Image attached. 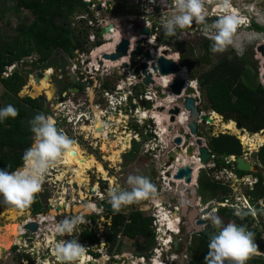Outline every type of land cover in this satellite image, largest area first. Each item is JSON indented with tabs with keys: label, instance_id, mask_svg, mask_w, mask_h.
Here are the masks:
<instances>
[{
	"label": "rangeland",
	"instance_id": "374dc122",
	"mask_svg": "<svg viewBox=\"0 0 264 264\" xmlns=\"http://www.w3.org/2000/svg\"><path fill=\"white\" fill-rule=\"evenodd\" d=\"M94 2L95 4H97L96 0ZM156 2L149 5L148 0H146V8H149V7L151 8L150 13L146 12V24L149 25V34L146 36V38L149 39V38H152L153 36L155 37L157 48L161 46L163 48L165 47V49H168L166 54H164L166 58L169 57L168 59H170V57H174L175 59L174 58L172 59L174 60L177 59L176 61L180 63L179 58L181 57V54H182L185 57H187L189 61L193 63L192 68L189 69L186 67V73L188 75L189 82L188 84H186V90L184 92L183 98H185L186 96H192V95L197 97V92H198L199 96H198V99L195 98V105H197L199 109L201 110L203 108L202 106L203 96L200 94L201 92L199 90L198 82L195 79H191L190 76L193 75L197 77L199 74H201L202 71L208 69V65L204 64L203 62L204 60L207 61L209 59L212 65L215 63L216 58L214 56V53L210 51V45L212 43L211 36L214 34V30H210V32L200 31L199 33V30L203 28V25L201 23H197L193 21V23L187 26L186 28L178 29L176 35L169 37L164 33L163 24L166 18L172 14V7H173L172 0H169L168 8H165L163 5H161L160 0H156ZM111 3H113V6L116 11V15L114 17L116 20L126 17L128 13L132 10L130 6L127 7V3L123 2V0H120L119 2H113V1L107 0L105 4L111 6ZM219 3H220V0H210V1L204 0V6L206 9L205 18H210L208 23H205V24L210 26L215 21L214 19L215 16L210 17V15L212 14L213 15L214 14L224 15V14H220V13H223V10H221L218 7ZM230 3H231V7L234 8V11H232V13L234 14L235 11H238L239 13L245 12V14L247 15V18L250 19L249 21L250 24H248V22L245 21L244 22L245 24H243L242 27H238L236 31V35L234 37V44L230 45L224 52L218 53V54L220 56L229 55L231 57L235 56L236 58H238L240 61H242L245 64L247 71L249 72L248 74L250 78L253 80V83L257 82L261 85H264V80H262L261 78V76L264 74V70L261 68L262 61H264V58L261 56V53L257 51V48L260 45L264 46L263 44V41H264V0H230ZM136 7L139 8V6H136ZM215 7L216 9L214 13L213 10ZM84 10H86L84 9V7L83 9L82 7H80L76 10V12L85 13ZM76 12L73 13V15L70 17V20L68 21L69 29H72V26H74V28L82 27V25L74 19ZM92 12H94L93 9H92ZM217 12H220V13H217ZM255 13H257V15ZM104 18L107 19L108 16L105 15ZM30 23H31V18L29 14L27 13V11L23 9H16L14 2L12 0H0V44L1 42L11 43L15 39V37H17L18 25L28 26ZM195 25H197L196 28L198 29L195 28ZM255 26L262 28V31H257L255 29ZM117 31L120 32L117 29H115L112 32L107 31V29L105 30V32L102 31V34L106 36V41H103L101 45L103 46L105 44L104 46H106V50H110L111 46H113V44L115 43L113 41V37L114 35L118 33ZM73 32L79 35L80 38H82L81 40V43H82L83 37L79 34V32L76 30H74ZM134 33L135 32L133 30H130V28L127 29V31L125 29L123 30V32H121V34L131 35L134 37V39H131L129 36L130 41H132L131 45H134L135 44L134 41H137V38ZM23 41L26 42L25 39H23ZM176 43L183 44V48L178 51H175ZM25 46H28V45H25ZM20 47L21 45H18V48ZM106 50H104L103 53H105ZM98 53H102L98 50V48L93 51L92 55L90 56V58H92V61H94L95 58L99 57L97 56ZM77 59H78V56L74 55V53L70 57V61L72 63L75 62ZM37 60H38V55L33 53L28 58H23L21 62H19L21 63V66L19 67V69L24 72L27 80H26L25 86H23L21 91L19 92L18 97L19 98L30 97L32 99H35L41 96L44 97L48 103L50 114L52 111L56 110L58 107L57 106L56 108L52 110L51 101L53 102L55 99L63 100L64 102H62V107H59V109L62 110L61 112H63L64 116H62L63 118H61L62 121L60 120V121L55 122L56 127L63 129L64 132L69 137L74 139L79 144L80 149H82L85 152V157L93 156L97 160V162L99 161V164L102 165L106 175L105 177H103L102 174L97 173L95 170V167H93L90 170L86 171L85 176L82 177V180L80 181L79 184L75 182L73 184H69L68 181H69V177L71 176V174L70 173L66 174L61 181L57 180L56 177L58 175V172H57L58 168L55 165L54 167H52L54 169V172L52 171V168H51L48 172H51L52 174L49 177H48V173L46 174L45 179L42 184V190L37 194V199L38 201L41 202L44 208L43 212L40 213L39 216L32 215L30 211L27 209H21L19 210V212H15L14 215L8 214L9 210H13V209L10 206H7L5 204H4L5 207L3 209L2 200H1L0 201V235L2 234V232H5V231L10 232V230L12 229V225L16 223V225L18 226V235L20 234V237H21L23 233H25L23 229H24L26 220H28L29 218L30 219L35 218V220H38V218L41 216L44 217V220L41 221V223H39L40 226L34 232V234H31V235L26 234L25 237L28 238L27 241H25L26 239L24 240L21 239L20 244H13L9 249L6 250L5 253H0V264H20V263L21 264H37L39 260L45 261L43 258L40 257L41 255L40 253H42L43 256L45 257L48 256L50 259H52L50 251H52L53 249V245H54L53 240L56 237L55 236L56 234L53 233L54 231L52 230L51 225L62 220L66 216H74L78 214H83V217L86 223L78 225L76 230L73 232L72 236L61 237L58 235L56 239V241L60 239L70 240L75 237L82 246L87 248L86 255L84 256L83 259H80V263H78L79 261H77V262H74V264H77V263L78 264H123V263H126L127 255L124 260H123L122 255L127 254V253L129 256H132V257L135 255L136 256L145 255L146 258H148L150 254L153 253V251L157 247L158 237L156 239V236L154 235L155 242L152 243L150 241L145 242L141 238H138L136 240H127L120 233H118L116 236L117 242L116 244H114L113 248H111V244L106 240L107 236L111 234L110 218L105 217V215L109 212V210H106L104 212L102 211L101 208L95 209V207L97 205H100L101 203H109L108 191L115 186H118L120 189L130 190L131 186L127 184V177L129 175H143V176H146L151 181L152 184L155 180L158 181L159 179V182H157L158 184H155V185L153 184L156 189L155 193L146 200H141L131 205L122 207L119 213L126 215L130 212V210L138 209L143 214V216L150 217L152 219L156 217V220L158 221V213H157L158 210H163L164 212L168 211L167 208L165 209L161 208V205L165 207L166 203L164 201H167L166 198L168 196H167V192L165 191V186L163 185L165 181L164 177L161 178V180L159 177L164 175L163 170H166V168L169 167L168 166L165 168L164 166L165 161H166L165 155L167 154L169 150H172L174 148L173 144L169 143V140L172 142L176 136L180 135V132L182 133L184 131L180 129L179 127H172V131L171 132L167 131L163 140L158 138V136L156 135L157 126H158V123L160 124L163 122L162 115L164 114V112L160 111L159 108L154 109L152 106L155 105L157 101L158 102L165 101V99H167L169 95L170 96L172 95L167 90L161 89L160 86L157 85L156 83H148L146 84V94L147 92H153L154 95L151 96L149 100H146V103H144L143 100H141L139 103L132 104L131 100L129 99L126 100V98H124L122 100L121 98L115 99L113 97H110L109 99H107L108 102L105 101V99L100 100L99 97H102L101 95L102 89H97L94 87L95 83H94L93 78H97L96 73H94L93 76L95 77L91 79L92 81L91 80L89 81V87H88L89 90H84V88H81L80 93L78 95V94L70 93L71 91L70 88H74V87H69L67 89V93L62 94L63 89H64L63 85H60V83L56 81L54 77H49L47 74H44L45 70L49 68V66L43 68L41 64H38ZM57 62H58L57 60L55 61L53 59L51 60V68H52L51 73L52 72L55 73L54 71H56L58 68L63 69L64 65L63 64L58 65ZM18 65H19L18 62H15L14 64L11 65V67H13L12 69L15 70ZM111 65L112 64H110V62H104L105 67L106 66L112 67ZM55 67L57 68L55 69ZM68 68H69L68 66H65L66 74H68V71H67ZM94 68L95 67L91 65V68H90L91 73L95 71ZM6 69L8 72L10 69L9 66L6 67ZM37 71L44 74V76L42 77V79H40V81H36L35 72ZM100 71H101V68H100ZM100 71H97V72H100ZM78 80H79V77L76 76V84L79 85L80 82ZM100 81L101 80L99 78L97 82H100ZM106 81L107 82L104 84L106 88H112V86H114V82L112 81L113 82L112 83L111 79H106ZM190 81L194 82L191 84V87L193 85L194 89L195 88L197 89V92H195L194 89H191L189 87ZM124 82H127V81H124ZM122 85L123 86L121 88L125 89L124 84ZM136 89L139 90L138 86H136L135 90ZM39 91L41 92L45 91L46 96L44 94L37 95L38 94L37 92ZM122 93L126 94V91L123 90ZM3 97H4V93L2 92V88L0 86V108H3L7 104V101H5ZM109 102L114 104V108H115L114 113H109L107 115V118L109 120H107V118H103V119L101 118L103 122L98 123V125L94 124V126L92 127L91 124L95 123L94 121H96L97 113L99 114V112H102L103 116H105L104 110H107V111H109V109L112 110V106ZM74 104L77 105V109H75L74 112H72L71 107L74 106ZM170 105L171 106L169 107V110L173 107L174 104L173 105L170 104ZM122 106H123L124 111L131 110V114L133 113L132 118L129 117V120H123V117L121 115H118L117 108L122 107ZM163 109H166V108H163ZM146 110L148 112L154 111V113H156L157 116L154 118H150V119L142 118V116L140 115H142V111H146ZM203 112L206 113L207 115L211 111H203ZM49 115H46V116H49ZM81 115H83V117H81ZM65 117L66 118L68 117L67 119L69 120V122L65 121ZM85 119H90V122L86 121ZM142 119L143 121L141 122H135L137 120H142ZM104 120H106V122H112V124L114 125L113 127L114 135L113 136L108 135L107 137H104L106 136V133H101V131L104 130V126H105ZM217 122L218 123H215V125H212V124L208 125L207 123H205V125H199L198 123L199 126L197 127L196 137L201 138L203 140V143L207 145L206 142L212 136H217L222 133L233 135L232 133H234L235 129H234V125L232 121H228L225 123L223 122L222 118H220L217 120ZM125 123H128V128L132 127L133 129V127L136 126L137 130H132L130 133L127 127H125L126 126ZM172 123H175V121H173ZM117 125L118 126L123 125L122 127H119L120 132L117 130ZM222 125H225L226 127L223 128ZM231 125H232V130L228 128ZM83 126L91 127V129L89 131L82 130ZM95 130H100V135L97 138H95V135H94ZM84 132L86 133V135ZM176 132H178V135L175 134ZM188 132H189V129H188ZM198 134L199 135L201 134L200 136L202 137H200ZM258 134L264 137L263 132H260ZM118 135L119 137H121V140H124L122 138L126 137V135H129L130 137L129 146L125 147L124 149H121V145H119L118 149L121 150V152L117 154V157H116L118 162L110 163L108 160H105V158L114 154L113 152L108 151V149L110 145L113 143V141L116 140ZM132 135L136 136L135 138L137 139V141L131 142ZM233 136H235L238 139L236 135H233ZM239 136L240 137L238 140L242 147L243 155L246 156V159L248 161L253 162L256 165V171L254 173L256 172L262 173V176L264 177V171H263L262 166L259 165L253 157V154L258 151V149L260 148V146H262L264 142L262 144H258L255 147V149L251 150L250 145L248 144L247 140H244V137H242L241 134H239ZM251 136H256V135H251ZM95 139L98 140L96 141L95 144L90 143L91 140H95ZM158 140L162 144L160 146L161 148L158 146ZM32 142H33V136H32ZM150 142H152V144ZM130 144H131V147H130ZM164 144H170V145L166 146ZM150 147L154 148V150L153 151L151 150V152L147 151ZM163 147H165V149L161 153H159L158 149L160 148L161 150ZM154 155L157 158H153ZM188 162L189 161L186 158V163ZM211 165H214V163L211 162L210 166H205L202 170L196 168V171L194 172L193 182L198 187V176L201 173L204 176H207L206 178H208L213 183L216 182V183H219L231 189L229 192H227V198L232 203H236L239 206L241 204H244L245 208L248 206L250 207L248 211L250 212L249 214V216L251 217L250 220L253 219V224L251 226V229H254L253 231L255 232L253 234L254 242L256 243L258 247L259 246L264 247V228L262 227V224H261L264 219H260L261 215L260 216L258 215V213L262 212L260 213L262 214L261 217H264V198L258 199L257 201L251 203L250 201L251 197L248 193L250 189L252 190L254 187V186L252 187L249 185H253V183L257 181V178L253 177L252 175L242 176L243 173L235 172L236 176L238 177V180H235V179L232 180L229 177L230 175L228 174V172H223L220 175L221 176L220 180L218 181L215 179L214 176L219 171H221L223 168L220 170H215L214 169L215 165L213 168L211 167ZM224 168H227V167H224ZM197 170H200V171H197ZM210 170H213V171L209 172ZM170 173H171V170H170ZM205 173H208V174H205ZM166 179L167 181H170V179H168L167 177ZM79 191H81V193L84 195L83 198H79V196H77ZM63 192L65 193L62 194ZM198 194L201 197L200 191L198 192ZM62 198L65 199L64 205H62V211H57L55 207L58 205H61L60 203L62 201ZM149 199L159 204V207H157L158 209H155V207L153 208L150 206V204L148 203ZM77 202H79L80 204H78ZM211 202L212 201L208 203H204V201L202 200L199 204L201 207L203 206L205 207ZM88 203L93 205V207H91L90 211L86 212L87 209H85L84 206ZM67 204L70 206V210L65 211ZM256 206L258 207V209L256 208ZM227 207L228 206L224 207L226 209V212L224 215H218L217 210L213 209L212 210L213 212H210L208 214V217H209L208 221L210 222V224H212L211 217L213 215L219 216L224 225L229 223L226 217V214H228L229 212L234 213L236 209L232 207L230 208L229 207L227 208ZM26 211H28L29 214L26 213ZM53 211L55 212V216L52 217V222L48 220L49 221V224H48L46 223L47 215L51 214V212ZM19 213L20 215L18 217ZM167 213L168 215L172 217L171 213L169 212ZM185 222L186 221L182 219L179 222L177 228L181 232V233L179 232L181 240L184 241L187 239V243H189L191 241L192 233H187L188 231L186 227L187 224ZM47 224L49 225L50 229L47 228ZM158 226H160L159 221L157 222L156 226H153L152 221H151V228H152L153 234L155 233V229L158 228ZM212 226H213V229L216 228L214 224H212ZM117 227L120 228L121 226L118 225ZM20 228L22 229V233H20ZM84 229H86L88 232L94 233L98 242L95 244H91V245L88 244L87 242H82L81 231ZM165 230L171 232L166 227H164L160 231L163 232ZM218 231H219V228H216V232ZM48 232H51L52 237L54 234V237L53 238L51 237L52 239L51 244L50 242L49 244L45 242L48 240L47 239ZM36 234H37V237L41 236L42 234L43 236H41L40 238H37L35 237ZM160 236L162 237L160 238ZM160 236L159 238L161 240V243H163V240H164V243L161 244L162 245L161 247L167 249L168 241L170 240V238H168V236L164 237L163 234H161ZM10 238H11V241L13 242L14 241L13 239H15L16 236L10 235ZM176 238H178V236L173 238L172 242H174V240H177ZM24 242L29 246L28 250L22 246ZM36 242L42 243L43 249L45 248L44 246H46L45 249L47 252L46 251L41 252L42 250H39L38 248H36L35 246ZM185 246H186V242H182L178 244V246H176L175 248H173L172 244H170L171 250L169 253L175 252L176 261L179 259H182L183 264H191L190 253L183 252ZM98 250L100 252L104 251L101 253L102 257L100 254L98 257L93 255V254L98 253L99 252ZM259 250L260 249H258V251ZM90 252H92L93 254H91ZM112 253L113 254L117 253L118 259L116 261H112V260L109 262L105 261L107 259V255H111ZM260 253L250 256V258L246 261V264L251 263L256 259H261V258L264 259V250L261 249ZM17 254L28 255L30 259L29 260L25 258L21 259L19 257L21 260L17 258L19 260L17 262L15 259ZM48 264L50 263L48 262Z\"/></svg>",
	"mask_w": 264,
	"mask_h": 264
},
{
	"label": "trees",
	"instance_id": "16d2710c",
	"mask_svg": "<svg viewBox=\"0 0 264 264\" xmlns=\"http://www.w3.org/2000/svg\"><path fill=\"white\" fill-rule=\"evenodd\" d=\"M12 1L16 9L27 11L31 18V23L28 26L18 25L17 37L11 43L1 42L0 44V86L4 93L3 98L7 101L6 105L11 104L17 109L15 118L8 117L0 123V169L8 171H12L21 165L22 154L32 143L33 134L30 131L29 121L38 113L49 115L50 110L46 99L42 96L35 99L30 97L19 98L18 94L26 84V75L19 68H16L7 78H3L1 75L6 72L5 65L11 66L15 62H21L23 58H28L35 53L38 55V64L45 68L51 65L52 54L56 50H61L71 57L70 49L75 50L79 47L82 38L73 32V28L69 29L68 21L78 8L83 7L81 0ZM209 19L204 23H208ZM214 19L216 20L217 18L214 17ZM196 27L197 25H195ZM255 29L262 31V28L258 26H255ZM200 31L204 32L203 28L199 30V33ZM101 44L102 42L96 46ZM18 45H21V47L18 48ZM182 48L183 44H175V51ZM214 56L216 59L213 65L209 59L207 61L204 60L203 62L208 65V69L202 71L197 77L190 76L191 79H195L198 82L200 94L203 96L202 109L215 112L221 116L225 123L232 121L236 128V131L232 134L236 135L238 139L241 132H246L249 135L264 133V85L257 82L253 83L245 64L235 56H220L218 53H214ZM179 60L181 67L192 68L193 63L184 55L181 54ZM37 93V95H40L41 91ZM133 130H137V127L134 126ZM233 135L219 134L210 137L207 141V146L214 156L215 170L231 167L224 162V158L243 155L239 140ZM244 157L246 158V156ZM253 157L264 171V143L253 154ZM212 171L210 170L209 172ZM234 172L239 173L236 170ZM244 175H252L257 178V183L248 192L251 197V203L264 198V177L262 173H243L242 176ZM206 177L201 173L198 176V192L200 191L204 203L209 201L222 202L227 198V192L231 189L219 183H213ZM43 209L41 202L37 199V195L32 205L27 208L32 215L42 213ZM12 212L14 213L15 210ZM225 212V208L220 207L217 209L218 215H224ZM26 213L29 214L28 211ZM258 215L262 216L260 213ZM261 216L260 219H264ZM105 217H109L111 222V234L106 238L111 244V248L117 242L116 236L118 233L128 240L141 238L145 242H155L151 228L153 219L143 216L138 209H132L126 215L116 211H109ZM226 217L228 222L244 225L247 230L253 234L255 233L254 229H251L253 219L250 220L251 217L249 215H245L241 219L229 212ZM261 224L264 228V220ZM118 225L121 227L118 228ZM81 235L82 242H87L90 245L98 242L94 233L88 232L86 229L82 231ZM208 243L209 239L204 236L194 235L192 237L188 247L192 264H206L204 257L208 252ZM258 249L264 250V247L259 246ZM90 253L93 254L92 252ZM93 255L98 257L99 253ZM19 257L21 259H30L28 255L17 254L15 258L17 262ZM248 264H264V259H256Z\"/></svg>",
	"mask_w": 264,
	"mask_h": 264
},
{
	"label": "clouds",
	"instance_id": "9594fccd",
	"mask_svg": "<svg viewBox=\"0 0 264 264\" xmlns=\"http://www.w3.org/2000/svg\"><path fill=\"white\" fill-rule=\"evenodd\" d=\"M155 2L156 0H148L149 5ZM160 4L168 8L169 0H160ZM172 5V14L163 24L167 36L176 35L178 29H184L195 21L203 25L204 32L214 30L211 36V52L222 53L234 44L241 18L227 12L231 8L230 0H220L218 7L226 14L219 16L210 26L204 23L206 12L204 0H172ZM145 11L150 13L151 8H146ZM16 115L17 109L11 104L6 105L0 108V123L8 117L15 118ZM29 125L33 142L23 152L21 165L12 171L0 169V200L13 210L29 208L42 190L46 174L51 173L48 171L60 159L73 156L80 151L79 144L62 129H58L52 117L38 113L29 121ZM127 184L131 186L130 190L115 186L108 191L109 204L116 212L124 206L148 199L156 191L151 181L143 175H129ZM84 207L89 209L93 205L86 204ZM247 214L242 210L235 212L241 219ZM211 222L219 231L209 239L208 252L204 257L206 264H246L250 256L259 254L253 233L247 230L246 226L237 225L235 222L223 225L221 218L215 215L211 217ZM85 223L83 214H78L64 217L51 225V228L61 237L72 236L77 226ZM178 232L179 230L177 232L165 230L160 233L164 237L168 236L171 242ZM52 251L60 264H74L86 255L87 248L74 237L70 240L54 241Z\"/></svg>",
	"mask_w": 264,
	"mask_h": 264
},
{
	"label": "bare ground",
	"instance_id": "6f19581e",
	"mask_svg": "<svg viewBox=\"0 0 264 264\" xmlns=\"http://www.w3.org/2000/svg\"><path fill=\"white\" fill-rule=\"evenodd\" d=\"M208 1H210V0H208ZM217 7V6H216ZM216 7L214 8V10H213V12L215 13V9H216ZM232 11H234V8H230V9H228V11L227 12H231L232 13ZM244 11V10H243ZM217 13H220V12H217ZM86 14H88V13H86ZM220 14H226V13H220ZM234 14L235 15H238L240 18H241V24H240V27H242V25L243 24H245L244 22L245 21H247L248 22V24H250V19L249 18H247V15L245 14V12H241V13H239L238 11H235L234 12ZM256 15H257V13H255ZM255 15V16H256ZM88 16L89 17H91V18H94V19H96V16H95V14L93 13V14H88ZM219 17V16H221V15H217V14H212V15H210V17ZM206 20L208 19V18H205ZM205 20V21H206ZM247 24V25H248ZM140 27H143V23H141L140 24ZM142 29H147L148 30V33L147 34H142L140 31L142 30ZM102 32V31H101ZM118 32V31H117ZM139 33L140 34H142V35H144V36H147L148 34H149V25L148 24H146V28H141L140 30H139ZM121 35V32H118L116 35H114V37H113V41L114 42H116V40L119 38V36ZM129 36H130V38L131 39H134V37L133 36H131V35H125L124 34V37L123 38H125V39H127V38H129ZM130 38H129V40L127 39V41L129 42L130 41ZM107 44H109V43H107ZM263 44H264V41H263ZM105 45V44H104ZM99 46L98 47V50L100 51V52H104V50H106V46ZM130 42H129V44H128V47L130 48ZM135 46V44L134 45H131V47L133 48ZM146 52L149 54V56L150 57H154V56H157V55H163L164 53L166 54V52H167V50L168 49H165V47L163 48V47H161V46H159V48H157V45H156V40H155V37H153L152 36V38H146ZM113 48V46H111V49ZM128 49V48H127ZM95 50V49H94ZM93 50V51H94ZM140 51V50H139ZM153 51H155V52H153ZM157 51V52H156ZM146 52H143L142 53V56L144 57V63H142V64H146V67L143 69L142 68V64H141V67H140V71L142 72V74H143V76H144V78H145V75H144V72H147V73H149V74H151V83H156L157 85H159L160 86V88L161 89H165V90H167L172 96H168V98L167 99H165V101H162V102H158L157 101V103L155 104V105H157L156 107H154V109L155 108H166V109H164V114L162 115V118H163V122L162 123H158V126H157V136H158V138H160V139H164V137H165V134L167 133V131H168V128L169 127H179L180 129H182L183 131H184V134L185 133H188V128H187V114H188V112L184 109V107L181 105V106H178L179 107V114L178 115H174L173 117H174V121H175V123H172L171 121H169V119H170V117H171V115L170 114H168V111H170L169 110V107L171 106L170 104H174V103H176L177 102V99H178V97L176 98V96H174L171 92H170V87H171V85H172V83H173V81H174V79H176V78H179V79H181V80H183L184 81V87H183V89H182V93H181V98H183V95H184V92H185V90H186V84H188V75H187V73H186V68L185 67H181V65L179 64V62L178 61H176V60H174V59H172V58H170V59H172L176 64H178L179 65V67H180V72H178L176 75L175 74H171V75H159V74H156V73H154L153 72V70H152V68H151V63H154V65H155V61H153V60H150V59H146V56H145V54H146ZM159 52V53H158ZM93 53V52H92ZM136 54H137V52H136ZM153 54V55H152ZM92 55V54H91ZM137 55H140V54H137ZM126 56V55H125ZM124 57V56H123ZM123 57H120V58H123ZM120 58H118V59H116V60H113V61H117V60H119ZM167 58H169V57H167ZM95 59H97V58H95ZM95 59H94V61H92L91 62V65L93 66V67H97L98 68V70L97 71H100V68L98 67V65L100 66V65H102V61H98V65H97V63L95 62ZM104 60V59H103ZM105 61H107V62H109L110 60H105ZM117 65V64H116ZM10 69H11V67H9ZM14 71V69H12L11 70V73ZM51 71H49V72H45L44 74H47L48 76L50 75L49 73H50ZM139 73V72H138ZM192 83H194L193 81H190V83H189V87L191 88V89H194V86L192 85V87H191V84ZM123 86V85H122ZM121 86V87H122ZM144 86H146V85H144ZM123 89L121 88L120 90H118V91H122ZM195 90V92H197V89L195 88L194 89ZM71 92V91H70ZM71 93H75V92H71ZM198 93V92H197ZM116 96H114V97H117V96H120L121 98H122V100L124 99V98H126V100L128 99V95L127 94H123V95H118V94H115ZM193 96L194 95H192V96H189V97H192L193 98ZM179 97V98H180ZM187 97V96H186ZM155 103V102H154ZM60 107H62V104H61V106ZM198 107V106H197ZM72 109V112H74V110L75 109H77V105L76 104H74V106H72L71 107ZM172 109H173V107H172ZM198 109H199V107H198ZM61 110V109H60ZM62 111V110H61ZM199 111H200V109H199ZM145 112V113H144ZM200 114H203L202 113V111H200ZM99 118H96V121H94L95 123L94 124H96V125H98V123H102L103 121H102V116H103V113L102 112H99ZM149 115H151V116H149ZM204 115H206V114H204ZM66 116V115H65ZM140 116H142L143 118H146V119H150V118H154V117H156L157 115H156V113H154V111H151V112H148L147 110L146 111H142V115H140ZM206 116H208V117H210L211 118V121L213 122L212 123V125H215V123H218L217 122V120L218 119H220L221 118V116H219L218 114H216L215 112H210L209 114H207ZM69 117V116H68ZM67 117V118H68ZM81 117H83V115H81ZM66 118V117H65ZM66 118V119H67ZM112 119V118H111ZM86 121H89L90 122V119H85ZM107 120H109L108 118H107ZM115 121H116V119H115ZM88 122V123H89ZM93 123V122H92ZM117 123H118V121H117ZM201 123H206V122H203V121H199V125L201 124ZM208 125H210L209 123H208ZM126 127V126H125ZM222 127L224 128V127H226L225 125H222ZM230 130H232V125L231 126H229L228 127ZM91 129V127H88V126H83V129L82 130H86V131H89ZM234 129H235V131H236V128H235V126H234ZM168 132H170V131H168ZM101 133H105L104 132V130H102L101 131ZM176 135H178V132H176L175 133ZM174 134V135H175ZM197 134V133H196ZM241 135H242V137H244V140H247V142H248V144L250 145V149L251 150H253V149H255V147L258 145V144H262L263 142H264V137L262 136V135H260V134H258L257 133V135L256 136H251V135H248V133H245V132H241L240 133ZM94 135H95V138H97L99 135H100V130H96V132H94ZM104 137H107V136H104ZM122 139H124V140H121V137H119V135L117 136V138H116V140L115 141H113V143L110 145V147H109V149H108V151H111V152H113L114 154L113 155H111V156H108L107 158H105V160H108L110 163H117L118 162V160H117V154H119L120 152H121V150H119L118 149V146L119 145H121V149H124L125 147H128L129 146V140H130V137H129V135H126V137H124V138H122ZM195 139H201V138H199V137H196V135L194 136V140ZM182 144H181V150L183 151V155H181L180 153L179 154H177L176 155V163H175V165L176 166H181V165H187V164H189V163H192V165H193V169H192V182H193V179H194V172L196 171V168L197 169H200V170H202L205 166H203L200 162H199V159L198 158H196V156H194L193 158H188L187 156H185V149H186V146H189L188 144H186V142L187 141H185L184 140V138H182ZM201 141H202V145H204V147H206L208 150H209V148H208V146L206 145V144H204L203 143V140L201 139ZM168 143V142H167ZM169 143H171V141L169 140ZM167 145V144H166ZM168 145H170V144H168ZM197 147H199V146H197ZM210 151V150H209ZM211 152V151H210ZM212 154V153H211ZM213 156V155H212ZM240 157H242V158H245L244 156H240ZM186 158H187V160L189 161L188 163H186ZM213 158H214V156L212 157V159H211V161H210V163L211 162H213ZM232 159H234V156H230V157H227V158H224V162H226L227 160H229V161H231ZM210 163H208V165H206V166H210ZM228 165V164H227ZM164 166H165V168H166V165L164 164ZM175 166V167H176ZM56 167L58 168V170H57V172H58V175H57V180H62L63 178H64V176L66 175V174H71V176L69 177V181H68V183L69 184H73L74 182L75 183H80V181L82 180V177L83 176H85V173H86V171L87 170H90L91 168H93V167H95V170H96V172L97 173H99V174H102V176L103 177H105V175H106V173H105V171H104V169H103V167H102V165L101 164H99V161L97 162V160L93 157V156H89V157H85V152L82 150V149H80V151L78 152V153H76L75 155H73V156H70V157H67V158H62V159H60L59 161H58V163L56 164ZM175 167H171V168H166V170H163L164 172H163V174H164V183L163 184H166V188H165V191L167 192L168 191V188H170L169 187V184H168V182H167V179H166V177H165V171H167L168 169H170L171 171H174L175 170ZM214 167V165L212 166V168ZM53 169V168H52ZM54 170V169H53ZM200 170H197V171H200ZM106 179V178H105ZM66 181V180H65ZM174 182V181H173ZM194 183V182H193ZM257 183V181L255 182V183H253V185H249V186H254L255 184ZM68 184V185H69ZM196 185V184H195ZM197 186V185H196ZM79 190H81V189H79ZM63 191H65V190H63ZM172 191H173V189L172 190H170V192L172 193ZM250 191H251V189H250ZM65 192H63L62 194H64ZM197 193H198V187H197ZM61 194V195H62ZM77 196H79V198H83V194L81 193V191H79L78 192V195ZM197 198L199 199V197L197 196ZM197 199V207H198V210L200 211V210H202L203 208H205V207H207L206 209H208V214L210 213V212H213L212 210L213 209H215V210H217L218 208H224V207H226V205H224L223 204V202H224V200L225 199H227V198H225L222 202H216V201H212L211 203H209L207 206H203V207H201L200 206V204H199V200ZM64 202H65V199H63L62 198V201H61V205H64ZM150 203L155 207V208H157V207H159V204L157 203V202H155V201H150ZM70 204V203H69ZM89 204V203H88ZM238 205V204H237ZM208 206H210L211 208L209 209L208 208ZM239 206V205H238ZM4 207H5V205L3 206V209H4ZM256 208L258 209V207L256 206ZM66 209L67 210H69L70 209V206L67 204V206H66ZM95 209H97V207H95ZM170 209L171 208H169V210L167 211V212H169L170 211ZM250 209V207L248 206V207H246L245 208V205L244 204H241L240 205V210H242V211H244V212H246V213H248L247 215H249L250 214V212L248 211ZM58 210H62V207L60 208V207H58ZM91 210V208H89V209H87V211L86 212H88V211H90ZM173 210H176V209H173ZM172 210V211H173ZM55 211V210H54ZM51 212V214H48L47 215V219H46V222H48L49 223V221H51L52 222V217H54L55 216V212ZM83 211H84V209H83ZM167 212H164L163 210H158V221H159V223H160V226H158V228H159V230H161V229H163L164 227H166L168 230H170L171 232H176V230H178V228H177V226H178V223L181 221V219H182V217H178V215H173L172 217L170 216V215H168V213ZM178 212H179V210H178ZM170 213V212H169ZM260 213H262V212H260ZM208 214H206V215H204V216H202V219L203 220H205L206 222H207V220L205 219V217H208L207 215ZM259 214V213H258ZM36 216H39V214H36ZM49 220V221H48ZM27 221H29V222H26V223H36L37 225H40L39 223H41V220L40 219H38V220H35V218H33V219H28ZM188 223H190L189 221H188ZM193 223H194V221H192L190 224H192L193 225ZM11 225V224H10ZM191 225V226H192ZM191 226H189V224H188V226H187V233H192V234H194L193 233V231H191L192 229H191ZM39 227V226H38ZM22 228H23V226H22ZM47 228H50L49 227V225H47ZM40 231H42V230H40ZM50 231V230H49ZM52 231V230H51ZM179 232H180V230H179ZM181 233V232H180ZM179 233V234H180ZM10 235H15V236H18V226L16 225V223H14L13 225H12V229L10 230V232L9 231H5V232H2V234L0 235V253H5L6 251H5V249H9L10 248V246H12V241H11V239H10ZM196 235H198V234H196ZM180 236V235H179ZM199 236V235H198ZM18 237H20V236H18ZM51 232H48V235H47V241H45V242H47L48 244H49V242H50V244H51ZM205 237V236H204ZM53 238V237H52ZM206 238V237H205ZM18 239V238H17ZM207 239H209V238H207ZM187 240V239H186ZM38 241H40V240H38ZM169 242H170V240L168 241V244H169ZM16 243L17 244H20L21 242H20V240L18 239L17 241H16ZM47 243H46V245H47ZM176 243V242H175ZM35 246H36V248H38L39 250H42L41 252H45L46 251V246H44L45 248L43 249L42 247V243H35ZM51 246V245H50ZM2 249H3V251H2ZM259 253L261 252V249L258 251ZM261 254V253H260ZM52 255H53V251H52ZM126 255H127V259H126V263L127 264H147V262H146V256L145 255H143V256H134L135 258H132V256H130L129 257V255H128V253L127 254H123L122 256H123V260L126 258ZM54 256V255H53ZM84 258V257H83ZM82 258V259H83ZM146 262V263H145ZM37 264H48V261H38L37 262ZM153 264H158L157 262H154ZM192 264V263H191Z\"/></svg>",
	"mask_w": 264,
	"mask_h": 264
},
{
	"label": "built area",
	"instance_id": "2783aa9c",
	"mask_svg": "<svg viewBox=\"0 0 264 264\" xmlns=\"http://www.w3.org/2000/svg\"><path fill=\"white\" fill-rule=\"evenodd\" d=\"M94 1L93 0H81L84 9H86V10H84L85 13H79V12L75 11L76 15H75L74 19L76 21H78V23H80L82 25V27L74 28V26H72V28L79 32V34L83 37V41L79 47L80 50H77L74 52V55L78 56V59L71 64L70 68H68L69 72L71 74H74L75 76L79 77V80H78L80 82L79 84H81V86H82V88H84V90H89V88H88L89 87V80L92 79L93 77H95L92 74L97 73L98 68L95 67L94 68L95 71L91 73V69H90L91 63H89L87 60L90 58L93 50L97 49V47H95V46L97 44L103 42V41H106V36L101 34V31L105 32L106 29L110 28L111 29L110 32L114 31L115 29L119 30L120 32H123V30L126 29V31H127V29H129L131 26H133V28L136 29V32L134 34L137 38V41H134L135 46L133 48L131 47L132 41H129L130 42V48L127 52V56L123 59V60H126L125 62L127 64L126 66H127L128 73L126 74V77L122 78L121 80H119L117 82V84L112 86L113 89L112 88H106L103 85V83L96 85V88L102 89L101 90L102 97H99V98L105 99V101L108 102L107 99H109L110 97L115 98L114 95L116 94V91L121 89L122 84L126 80L127 81L126 94L129 97H131V103L136 104V103H139L141 100H143V102L146 103V100H149L151 98V96H153L154 94H153V92H147V94H146V86H144V84H143L144 76H143L142 72L139 70L141 67V64L144 63L145 60H144L143 56L136 54L137 50H141L143 52H146V36L139 33V30L141 28H146V11H145L146 0H123V2L127 3V7L130 6L132 10L128 13V15L126 17L120 18L121 20L120 19L116 20L114 18L116 15V11H115V8L113 6V3H111V6H110V5L105 4L107 0H96L97 4H95ZM110 1L119 2L120 0H110ZM136 6H139V8ZM83 7H82V9H83ZM92 9L94 10V12H92ZM86 13H88V14L94 13L96 16V19L89 17L88 14H86ZM105 15L108 16L107 19L104 18ZM139 22L143 23V27H140L138 25ZM123 37H124V34H121L119 36V38L116 40V42L113 44L112 49L106 50L105 53H98L97 56H99V58H101V56L103 54L109 55V54L115 53L116 46L118 45L120 39H122ZM127 39L129 40V38H127ZM9 67H11V66H9ZM12 68L13 67H11V69H9L8 72L6 69L7 73L4 72V73H2L1 76L6 78L8 75L11 74ZM136 70H138V72H139L138 74L135 73ZM99 73H101V72H99ZM99 73H97V75H96L97 77H98ZM102 73L104 75H106V74H111L112 72L110 71L109 66H106V68H104ZM132 84H133V86H132ZM136 86H138L139 90H137V89L135 90ZM110 89H112V90L110 91ZM144 89H145V91H144ZM198 96L199 95L197 93V97L193 96V98L198 99ZM62 102H64V101L60 100V99H55L53 102L51 101V109L52 110L58 106L57 109L52 111L50 114V116L53 117L55 122L60 121V120L62 121L61 118H63L62 116H64L63 112H61V110L59 109ZM110 104L112 106V110L111 109H109V111L104 110L105 116H102V119L107 118V115L109 113H114V109H115L114 104H112V103H110ZM156 106L157 105H153L152 107L154 108ZM117 110H118V115H121L123 117V120H129V117L132 118V116H133V113L131 114V110L124 111L123 106L117 108ZM65 121L69 122V120L66 118H65ZM104 121H105L104 132L106 133V136H108V135L113 136L114 135V133H113L114 132L113 131L114 125L112 124V122H106V120H104ZM141 121H143V119L137 120L135 122H141ZM91 125L93 127L94 123ZM125 125L128 128V123H125ZM58 129H61V128H58ZM95 132H96V130H95ZM85 135H86V133H85ZM135 137L136 136L132 135L131 142L137 141V139ZM150 143L152 144V142H150ZM153 145H155V144H153ZM148 147H149V145H148ZM149 150L153 151L154 148L150 147ZM226 164H229L231 166V161L227 160ZM212 166L213 165H211V167ZM52 171L54 172L53 169H52ZM223 172H228V174L230 175L229 177L232 180H234L235 177H237L235 172H234V168L231 166L230 168H228V167L223 168L221 171H219L217 174H215V176H214L215 179L219 181L220 177H221L220 175ZM51 174L52 173H50L49 175H51ZM163 177H164V175H162V178ZM223 204L228 206L229 208L230 207L235 208L236 210L233 213L234 215H235V212L237 210H240V206H238L236 203H232L228 198L224 200ZM157 222L158 221L156 220V217H155L152 221V225L156 226ZM156 229H155V236H156V239L158 237L159 240L157 239L156 249L153 251V253L150 254V256L148 258H146L147 264H153L154 262H157L158 264H173L172 260L174 258H176L175 257L176 254H175V252L169 253L171 250L170 244H168L167 249L161 247L162 246L161 244L164 243V240H163V243H161V240H160V238H161L160 232L161 231L159 230V228H156ZM24 232L25 233H23L22 236H26L27 232L26 231H24ZM55 236L56 237L54 238L53 242L56 241V239L58 237L57 234ZM159 236H160V238H159ZM35 237H37V234L35 235ZM53 237H54V234H53ZM22 246L24 248L28 247V245L25 242L23 243ZM50 252L52 254V251H50ZM102 252H104V251L98 252L101 255V257H102V254H101ZM40 254H41L40 257L43 258L45 261H48L50 264L60 263L59 261L56 260L55 256H52V259H50L48 256L45 257L42 255V253H40ZM132 258H135V257L133 256ZM117 259H118L117 253H115V254L112 253L111 255H107V259L105 261H108V262L111 260L116 261ZM123 264H126V263H123Z\"/></svg>",
	"mask_w": 264,
	"mask_h": 264
},
{
	"label": "water",
	"instance_id": "95a60500",
	"mask_svg": "<svg viewBox=\"0 0 264 264\" xmlns=\"http://www.w3.org/2000/svg\"><path fill=\"white\" fill-rule=\"evenodd\" d=\"M111 29L108 28L107 31H110ZM142 34H147L148 30L147 29H142L140 31ZM129 42L127 39L122 38L118 45L116 46L115 53L113 54H103L102 59L104 60H116L120 57H123L126 55V51L128 48ZM257 51L261 53V56L264 58V46L260 45L257 48ZM73 52V49H70V53ZM57 53L64 59V63L70 67L71 63L68 60V55L64 54L62 51L57 50ZM140 51L137 50V54H139ZM165 54V53H164ZM163 55H157L154 57H150L149 54L146 52L145 56L146 59H150L155 61L154 63H151V68L154 73L159 74V75H171V74H177L180 72V67L178 64H176L172 59H168ZM17 68L21 66V63L18 62ZM9 65L6 64L5 67H8ZM146 67V64H142V68L144 69ZM261 68L264 70V61L261 65ZM136 74H138V70L135 71ZM145 78L143 80V84L146 85L148 83H151V74L144 72ZM36 76V81H39L44 74L40 72H35ZM69 78L71 79V83L75 84V76L74 74L69 75ZM262 80H264V74L261 76ZM184 87V81L176 78L174 79L171 87H170V92L176 96L177 102L174 103L173 109L171 108L170 111H168V114L171 115L169 121L173 122L174 121V115L179 114V107L178 106H183L184 109L188 112L187 115V128L189 129L188 133L180 132L179 136H176L173 141L171 142L173 144V149L169 150L167 154L165 155L166 161L165 165L166 167L169 166L175 167L176 163V155L181 154L183 155V151L181 150V144H182V138H184L185 141H188V145L186 146L185 149V156L188 158H193L196 156V158L199 159V162L203 165L206 166L208 163H210L212 159V154L211 152L202 145L201 139H195L194 136L197 133V127H198V122L203 121L206 122L207 124H212L213 122L211 121V118L204 115L200 114V111L195 105V99L192 97H185L181 98V93L182 89ZM72 92H77V88H71L70 89ZM180 97V98H179ZM160 111H164L163 108L159 109ZM148 122V121H147ZM168 131H172V127L168 128ZM226 134V133H222ZM170 143V144H171ZM199 146V147H197ZM165 148V147H164ZM164 150V149H163ZM162 150V151H163ZM231 166L234 168V170L242 173H254L256 171V165L253 162L248 161L245 158L242 157H234V159L231 160ZM192 163H189L187 165H181V166H176L174 171H171L168 169L166 171V177L170 179V181H167L170 187V190L173 189L172 193L170 190L168 191V195L174 196L177 198V204L176 207L181 209V212H178V209L173 211V215H178V217H182V215H185V212L188 211L187 214V219L191 223L194 221L193 225L191 226V231H193L194 234H198L199 236H205L206 238H211L213 237L217 232L211 228V225L207 223L205 220L202 219V216L208 214V209L207 207L203 208L202 210H198L197 207V186L195 183L192 182V169H193ZM235 180H238L237 177H235ZM174 181V182H173ZM176 204V203H175ZM98 209L101 208L102 211H114L109 203H101L100 205L96 206ZM210 209L211 207L208 206ZM38 229V225L36 223H28L24 225V231L27 232V234H34V232ZM18 239L21 241V237H18ZM175 245V243H174ZM3 251V249H2Z\"/></svg>",
	"mask_w": 264,
	"mask_h": 264
},
{
	"label": "flooded vegetation",
	"instance_id": "af4514ba",
	"mask_svg": "<svg viewBox=\"0 0 264 264\" xmlns=\"http://www.w3.org/2000/svg\"><path fill=\"white\" fill-rule=\"evenodd\" d=\"M232 8V7H231ZM230 9V8H229ZM228 11V10H227ZM223 13H225L224 11H223ZM206 20V19H205ZM142 22H139L138 23V25L140 26V24H141ZM130 30H133L134 32H136V29H134L133 28V26H131L130 27ZM101 34H102V32H101ZM126 35V34H125ZM128 36V35H127ZM130 46V45H129ZM97 48L99 47V46H96ZM77 50H80V48L79 47H77L75 50H73V52H72V54L75 52V51H77ZM128 50H129V47H128V49H127V51H126V56H127V52H128ZM61 51V50H60ZM137 52V51H136ZM142 53H143V51H141L140 50V55L142 56ZM65 54V53H64ZM153 55V54H152ZM126 56H124L123 58H120L119 60H117V61H109L110 62V64H112L111 66L112 67H109L110 68V71L112 72L111 74H106V75H104L102 72H103V70H104V68H106L105 66H104V62H107V61H105V60H103L102 59V56H101V58H97L95 61H96V63H97V65H98V61H102V65H98V67L99 68H101V73H99V72H97V73H99L98 74V79L97 78H93V80H94V87H96V84L98 85V84H101V83H106L107 81H106V79H111V82L113 81L114 82V85L115 84H117V82L119 81V80H121L122 78H125L126 77V74L128 73V70H127V64H126V60H123ZM170 58H174V57H170ZM52 59L55 61V60H57L58 62H57V64L58 65H60V64H63L64 66H63V69H60V68H58L56 71H54L55 73H51V75H49V77H54L55 79H56V81H58L59 83H60V85H63V87H65L64 89H63V92H62V94H66L67 93V89L69 88V87H75V88H77V92L76 93H73V94H78L79 95V93H80V88L79 87H81L82 88V86H81V84H79V87H78V84H76V76H75V84H72L71 83V79L69 78V75H71V73L69 72V69L67 70L68 71V74H66V69H65V66H67L65 63H64V59L57 53V50L52 54ZM175 59V58H174ZM68 60L70 61V56H68ZM89 63H91V61H92V58H89L88 60H87ZM70 63L72 64V62L70 61ZM117 64V65H116ZM71 67V66H70ZM69 67V68H70ZM57 67H55V69H56ZM130 68V67H129ZM140 70V69H139ZM49 71H52V68H51V65H49V68H47L46 70H45V72H49ZM44 72V73H45ZM49 73V74H50ZM97 73H96V75H97ZM92 75H94V74H92ZM99 78H100V82H97L98 80H99ZM42 79V78H41ZM91 80V79H90ZM89 80V81H90ZM40 81V80H39ZM92 81V80H91ZM126 81V80H125ZM112 82V83H113ZM124 84V86H125V89H123V90H125L126 91V89H127V82H124L123 83ZM132 86H133V84H132ZM71 89V88H70ZM123 90L122 91H116V94H118V95H123L124 93H122L123 92ZM71 93V92H70ZM40 94H44L45 96H46V92L45 91H42ZM89 96V95H88ZM90 108V107H89ZM96 111H97V109H96ZM93 113V112H92ZM50 116V115H49ZM95 116V115H94ZM99 114L97 113L96 114V117L97 118H99ZM200 125H205L204 123H201ZM199 126V125H198ZM155 136V135H154ZM155 138V137H154ZM96 141H98L97 139H95V140H91L90 141V143H92V144H95L96 143ZM189 142L187 141L186 142V144H188ZM160 144V145H159ZM162 144H161V142L158 140V146L160 147ZM164 145H166V144H164ZM168 145V144H167ZM166 145V146H167ZM161 148V147H160ZM160 148L158 149V151H160ZM163 149H165L164 147L161 149V151L163 150ZM150 152H151V150H150ZM151 154H153V153H151ZM155 157V155L153 156V158ZM160 178V180H161V178L162 177H159ZM159 180V179H158ZM156 184H158V183H156ZM164 186H165V188L167 187L165 184H163ZM168 189H170V188H168ZM78 204H80L79 202H77ZM3 206H4V204H3ZM150 206L151 207H153L154 208V206H152V204H150ZM58 207H62V205H58V206H56L55 208H56V210L57 211H62V210H58ZM76 207V206H75ZM78 207H80V206H78ZM168 207V205H166L165 204V207L163 206V205H161V208H167ZM155 209H158V208H155ZM167 209H169V208H167ZM70 210V209H69ZM13 210H9V212H8V214H13L14 215V213L15 212H19V210H15V212L13 213L12 212ZM65 211H67V209L65 210ZM20 213H21V211H20ZM20 213L18 214V217H19V215H20ZM17 214V213H16ZM38 219H40L41 221H43L44 220V217L43 216H41V217H39ZM47 219V218H46ZM25 222H27V220L25 221ZM46 223H48V222H46ZM26 224H28V223H25V225ZM49 224V223H48ZM47 224V225H48ZM38 226H40V225H38ZM50 229V228H49ZM85 230V229H84ZM83 231V230H82ZM82 231H81V233H82ZM20 233H22V229L20 228ZM194 235H196V234H192V237L194 236ZM18 236H20V234L18 235ZM18 236H16V238L15 239H13L14 241L12 242L13 244H17L16 243V241L18 240L17 238H18ZM41 236H43V234L41 235ZM41 236H38L37 238H40ZM182 237V236H181ZM192 237H191V239H192ZM21 238L24 240V239H26V241L28 240V238L27 237H25V236H21ZM11 239V238H10ZM190 243V242H189ZM12 244V245H13ZM30 246H31V244H30ZM11 247V246H10ZM27 250L29 249V246L26 248ZM7 249H5V251H6ZM78 263H80V260H79V262ZM77 263V264H78Z\"/></svg>",
	"mask_w": 264,
	"mask_h": 264
},
{
	"label": "crops",
	"instance_id": "0c3cea01",
	"mask_svg": "<svg viewBox=\"0 0 264 264\" xmlns=\"http://www.w3.org/2000/svg\"><path fill=\"white\" fill-rule=\"evenodd\" d=\"M97 85V84H96ZM103 85H104V83H103ZM73 87V86H72ZM78 87H79V85H78ZM104 87V86H103ZM2 88V87H1ZM80 89H81V87H79ZM96 88V87H95ZM113 89V88H112ZM112 89H110V91L112 90ZM105 91V90H104ZM101 99V98H100ZM128 99H130L131 100V97H128ZM102 100V99H101ZM201 111H202V113L203 114H206V113H204L203 111V109H201ZM123 125H120V126H117V130L120 132V129H119V127H122ZM129 131H130V133H131V131L133 130L132 129V127L131 128H127ZM246 133V132H245ZM207 143V142H206ZM132 144V143H131ZM131 144H130V147H131ZM86 151V150H85ZM87 152V151H86ZM159 153H161L162 151L160 150V151H158ZM88 153V152H87ZM123 155V154H122ZM154 158H157L156 156L154 157ZM246 159V158H245ZM157 182H159V180L158 181H154L153 182V184L155 185ZM170 189H168V191H169ZM168 191H167V198H166V200L167 201H164L165 203H166V205H168V207L167 208H171L170 209V213H171V215L173 216V211H175V210H173V209H178L179 210V212H181V209L180 208H178V207H176V205L178 206V204H177V198L176 197H172V196H170V195H168ZM166 196V195H165ZM197 196L199 197V199L198 200H200L199 201V203L202 201V198L200 197V195L199 194H197ZM150 201H151V199H149L148 200V203L149 204H151L150 203ZM210 202V201H209ZM176 203V204H175ZM206 203H208V202H206ZM169 210V209H168ZM173 210V211H172ZM187 214H188V211H186L185 212V215H182V219H184V221H186L185 223L187 224L186 225V227L188 226V224H189V226H191L192 224H190V223H188V219H187ZM208 216V215H207ZM208 218L209 217H205V219L207 220V223H209L210 224V222L208 221ZM181 219V220H182ZM179 224V223H178ZM211 225V228L213 229V226H212V224H210ZM213 230H215V229H213ZM216 231V230H215ZM154 235H155V233H154ZM178 236V238H176L177 240H174V242H170V243H172V247L173 248H175L176 246H178V244H180V243H182V242H186V246L184 247V250H183V252H188V247H189V243H187V240H181V238H180V236H179V232H178V234L176 235V236H174V237H177ZM128 240V239H127ZM175 241H176V243L177 244H175L174 245V243H175ZM181 241V242H180ZM180 242V243H179ZM116 244V243H115ZM174 251H176V250H174ZM50 254H51V252H50ZM53 255L51 254V257H52ZM136 256V255H135ZM138 256V255H137ZM140 256V255H139ZM172 263L173 264H183V261H182V259H179V260H177L176 261V258H174L173 260H172Z\"/></svg>",
	"mask_w": 264,
	"mask_h": 264
}]
</instances>
